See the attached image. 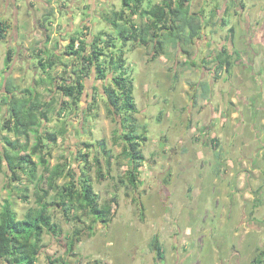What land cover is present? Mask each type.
<instances>
[{
  "label": "rangeland",
  "instance_id": "rangeland-1",
  "mask_svg": "<svg viewBox=\"0 0 264 264\" xmlns=\"http://www.w3.org/2000/svg\"><path fill=\"white\" fill-rule=\"evenodd\" d=\"M16 2L23 6L25 12H28L29 0H16ZM36 2L40 3L39 0ZM115 2L121 4V0H115ZM5 3L6 0H0V18L6 14ZM111 6L109 2L108 8ZM213 9L217 11L218 24L211 25L212 27L205 30L206 37L200 43L204 48L202 49L199 44L183 48L190 50L189 58L201 60L205 57L209 61L208 67L215 66L214 76L211 78L212 98L210 94L203 97L202 88L199 85L196 95L194 93L190 95L189 106L194 102V107L204 108L203 114L200 115L199 111H196L194 117L195 120L200 117L201 124L207 125L210 123L211 105L214 104L220 109L216 111V114L221 118L220 123L226 121L221 124L225 136H220L219 146L213 145L210 154L212 155L217 150L220 156L217 155L216 160H212V157L210 161L200 155H198L199 159H196V151H192L195 146L185 144L183 139L178 140L183 129L177 123L169 130V132L173 131V136L169 134L167 137L171 152L164 155L163 151L159 150L161 159L158 160V164L160 166L156 163L154 165L149 160L141 168L138 184L132 185L128 175L130 159L120 155L123 143L119 141V144H114L112 139L115 129L120 128V116L110 114L109 106L104 99H100L97 108L90 111L86 96L82 97L83 101L80 97L76 112L67 111L64 115L55 113L51 124L44 123L43 128L45 124L49 128L54 125L60 126L65 122L70 130L68 140L60 138L56 143L45 140L44 143L48 146H43L42 151L32 154L33 161L38 163L37 180L29 179L28 170L32 169L30 164L17 167L15 169L17 180H14L8 164L2 161L0 211L7 198L12 200L19 218H23L30 207L36 206L35 193L38 180L43 177L44 181L41 185L49 188L48 173L41 162V155L46 154L50 166L66 162L70 168L76 169L81 174L80 168L84 165L87 169L85 172L91 177L94 189L98 193L99 203L113 201L112 220L106 225L99 219L95 221L93 213L80 204H77L74 210L66 215L63 207L55 198V192L52 191V196H49L46 201L50 204L48 212L58 224V235L51 234L47 229L44 230L45 247L39 254L37 264H253L255 259H264V136L259 138L260 135H264V61L258 59L260 56H257L258 61H253V68L238 66L233 68L232 74L223 69L217 76L216 62L212 58L214 54L217 55L221 47H228L227 50L233 53L231 41H227L226 36L229 35L228 25L234 21L238 20L237 25L242 28L248 26L250 32L263 30L264 0H209L206 4L204 0H194L192 4V10L195 12L203 10L208 16V21H210ZM236 12L241 13L240 16L243 15V17H233ZM218 15L224 17L222 22ZM48 20L60 21L58 17L51 15L48 16ZM258 25H260L259 28H257ZM80 29L81 27H77V30ZM246 46L247 42L244 43L243 48H247ZM238 47L242 48V45ZM4 48L6 49L7 46ZM4 48L2 46L0 53ZM175 49L180 51V47ZM246 54L253 58L250 50H246ZM45 55L52 56L54 52L45 50ZM37 57L36 53L32 55L31 66L39 65ZM233 60L234 62L237 60L236 56H233ZM0 63L2 65V61ZM124 64L131 73V77L135 79L137 99L139 85L144 81L142 61L131 59ZM249 65L252 66L251 63ZM251 69L258 74L259 78L256 76L258 82L249 81L255 77H251L253 76ZM206 74L207 70H205L204 79ZM202 75L203 72L200 69L192 74L196 77L192 87L190 85L193 90L195 83H198L197 78H201ZM27 76L33 77V71H30ZM87 83L89 84V81ZM209 85L211 86L210 83ZM7 94L8 92L6 94L3 92V79L0 78V152L3 155L6 153L5 149L10 148L12 143H16L15 139H18L11 131L3 128L9 117L7 106L3 104V99ZM244 97H246L245 102H248L247 112L241 114L240 109ZM231 99H234V102ZM158 101L162 102V99ZM161 111L164 116H167L166 114L172 110L164 106L162 102L152 107L150 112L138 113L141 122V125L138 124L140 129L147 128L146 133L153 141L160 139L162 131L158 132L160 131L158 128L167 129L169 126L168 118L164 120L166 123L162 124L157 117L158 114L155 115L156 112ZM248 111L253 114L251 120H249ZM233 112L237 114L235 121L233 118L235 116L232 117ZM82 114L85 116L82 117ZM122 117L126 118L125 113ZM143 124H146V127ZM180 124L183 125L182 120ZM254 127L261 128L258 131V138H255L253 131H250V128ZM81 134V140H76L75 135L80 136ZM6 136L9 137L10 142L4 138ZM151 139L149 141L154 146ZM20 140L21 143L26 142V137L22 136ZM35 141V136L31 134L29 148L21 154H31ZM102 141H105L107 149L99 153L101 163L97 164L91 153L94 150L100 152ZM92 144L94 146L91 147ZM140 144H143V140H140ZM160 144L161 149L166 146L164 140ZM153 149L149 146L143 148L147 159ZM82 150L87 155L85 161V157L79 158V152ZM7 151L14 152V149ZM230 159L231 162H229ZM169 163L171 168L168 173L166 169ZM221 164H223L222 168L216 169ZM228 164L231 165L228 166L230 172L233 169L236 170L234 180L236 183L232 184L230 189L232 191L235 189L236 196L228 202L227 194L218 185L216 187L217 197L213 199L214 192L211 187L213 180L210 173L216 172L221 175L222 170L226 169ZM98 165L103 173L101 179L98 174ZM241 175L245 178L243 179ZM224 176L222 174L221 179ZM64 181L60 179L57 183L63 185ZM230 195L232 196V192ZM155 235L159 236L164 250L163 259L157 258L156 252L151 249V242ZM73 237L74 242L70 244V239Z\"/></svg>",
  "mask_w": 264,
  "mask_h": 264
},
{
  "label": "crops",
  "instance_id": "crops-1",
  "mask_svg": "<svg viewBox=\"0 0 264 264\" xmlns=\"http://www.w3.org/2000/svg\"><path fill=\"white\" fill-rule=\"evenodd\" d=\"M206 1L209 0H204L205 4ZM39 2L40 3L36 2V0H29V8L27 9L28 12H25L23 6H20L16 0H6L4 5L6 14L0 18L1 29H3H0V49L2 46L3 48L4 46H7V48H4L3 52L0 53V61H2V65L0 63V78L3 79V92L5 94L7 93V82L8 80H12L11 89L7 94L9 97H13V95H16L17 97L32 95L34 102L38 100L49 101L52 98H56L57 101L60 102L64 99L67 101V108L64 109L62 115L66 114L67 111L76 112L77 106L72 103L70 97L64 98L61 91L57 89V85L63 83H74L78 74L76 71H79L81 67L80 61H82V55H90L94 47L100 46L104 50V53L96 62L103 63L106 70H109L112 66H114V62L112 63L111 61L124 60L127 62L131 59L133 61L138 59L142 61L144 81L139 85L137 99L135 97V79L131 77V73H129L127 67L124 66V69L126 68L128 75L132 78L134 86L133 99L136 111L133 114V118H135L140 125L141 122L138 118V113L150 112L152 107H155L159 103L163 102L164 106L172 110L166 114L167 116H164L162 111L155 113V115L158 114L157 117L162 124L166 123L164 120H167V118L170 120L167 129H161V127L158 128V130H160L158 132L162 131L159 141L155 139L153 141L149 138L146 133L147 128H144L145 133H143L146 135L147 139L143 142V147L140 144L138 147L139 151L144 154L143 148L145 146L154 148L149 159H147V156L144 154L146 158L144 164L150 160L154 165L156 163L157 166H160V164H158V160L161 159L159 150L163 151L162 154L164 155H168L171 152L169 150L170 144L167 142V137L169 134L172 135L173 131L169 132V130L177 123V125H180L179 127L183 129L179 134L180 136L178 140L180 141V139H183L185 144H189L192 147L195 146L192 151H196V159H199L198 155H200L203 156L204 159L207 158L205 159L207 161H210L212 157V160H216L217 150L210 155L212 153L211 147H213V145L218 147L219 145L217 143L221 141L220 136H225L223 134L224 128L221 129V124L226 121H221L220 123L221 118L216 114V111H220V109L212 104L210 123L208 125L204 123L201 124L202 121L200 120V117L195 120L194 115L196 114V111H199L200 115L203 114L204 108L202 109V107L199 106L194 107V102L191 106H189L190 95L193 93L196 95L202 80H207V82L211 84L210 87L212 88L211 78L214 76L213 70H215V66L212 68L208 67L209 61H206L205 57L201 58V60L198 58H189V54H186L182 47H180V51L178 50L179 53H177V49H175L173 44L168 41L162 44L161 40L166 30L160 31L152 29L148 34L142 32V29L140 30V28L146 25V23L151 22L152 15L150 13H145V10H149L151 4L161 3L162 0H143L142 5L139 7V11L136 14L130 15V19H132L135 23L134 27L138 28V37L126 39L124 36L119 34L116 28L108 21V19L112 17L113 11L121 10L122 0L121 4H116L115 0H48V2L47 0H39ZM109 2H111L112 5L110 8H108ZM44 4L45 6L42 7ZM193 11L195 12V10ZM240 14L236 12L233 17H243V15L240 16ZM49 15L58 17L60 21L52 22L51 20H48ZM202 18L204 23L208 21L206 13H202ZM219 18L221 22L224 20L223 16H219ZM237 21L238 20L228 25L229 33L230 28L232 27L233 29V40L231 41V45L233 46L232 55L237 58L232 69L228 72L229 74H232L233 68L235 67L243 66L246 68H253L254 62L258 61V59H262V61H264V28L262 31L253 30L250 32L248 26L242 28L237 25ZM245 25L248 24L245 23ZM210 26L204 25L202 29V37L196 38L195 40L194 44H199V46H202V49L204 47L200 44L202 42L201 40L205 39L206 36L204 35V32ZM259 26L260 25H258L257 28H259ZM77 27H81V29L77 30ZM94 28H96V30H94ZM141 32L144 37H147L145 41L141 39ZM73 37H77L75 49L78 48L77 46L79 45L81 39L85 41L83 51H78V54H69L67 52V48ZM206 42L212 43L208 40H206ZM246 42V47L249 46L250 51L253 53V58H250L246 52L243 51L246 49L243 48V45ZM238 45H242V48H239ZM8 49H11L14 54L12 61L6 65V51ZM45 50H52L54 55L46 56ZM237 50L242 53L240 57L237 55ZM35 53L36 56H38L39 65L31 66L30 59L32 58V55H35ZM214 56L215 54L212 58H214ZM257 56L260 57L257 59ZM40 61H53L54 64L44 67ZM250 63L252 64L251 67L249 65ZM199 69L203 72V75L201 78L199 77L200 79L197 78L198 83H195V88L193 90L191 87L193 82H195L196 77H193L192 74L194 71L196 73ZM205 70H207V74L204 79ZM251 70V75H253L251 77H255L253 80L250 79L249 81H251V83L254 81L258 82V74L255 73L253 69ZM30 71H33V77L27 76ZM87 73L88 74L85 75L79 72V74H82L83 76L82 82L84 83L81 100L83 101V98L85 96L87 97H85V99H87L89 104L88 110L91 111L97 108V104L100 99H104L108 102V93L106 88L110 87L113 80L112 77L118 75L119 71L115 70V72H110L108 73L107 78L102 79L98 76L96 64H92L90 71ZM88 81L89 84L87 83ZM212 96L213 93L210 94V98H212ZM159 99H162V102H159ZM245 99L246 97L242 99L243 105L240 109L241 114H245L247 112L246 106L248 102H245ZM231 101L234 102V99H231ZM58 102L56 104H58ZM56 109L58 108L56 107ZM55 113L57 114L58 110H52L49 114L50 120L44 121L42 128L44 127V123L49 125L53 122ZM248 113L250 118L249 120H251L253 114L250 111H248ZM178 116L180 118H178ZM232 117L235 121L237 114L233 112ZM181 120L183 121V125L180 124ZM47 124H45V128L43 129L49 131H57L62 126L54 125L53 127L48 128ZM85 124L87 123L85 122ZM143 125L146 127V124ZM227 127L228 125L226 128ZM82 129L84 128L82 127ZM250 129V131H253L254 137L258 138V131L261 128L258 129L254 127ZM69 130L70 128H68L64 135L60 136L58 139L64 138L65 140H68ZM83 131H85V129ZM186 131H188V133ZM204 133L205 136H203ZM263 136L264 135H260L259 138L261 139ZM29 137L28 139L26 138V141H29ZM81 138L82 134L80 136L75 135L76 140L79 141ZM149 139L154 142V146H152L153 143L150 142ZM162 140L166 143V146L163 149L160 148ZM75 144L76 143H74V145ZM207 148H209L210 151L207 150ZM1 157V163L4 161L8 164V157L3 154H1ZM229 162H231V159ZM222 166L223 164L216 169L219 170ZM228 166L231 165L228 164L226 169L223 167L224 169L221 172V175H225L223 179H221V175L216 172L210 173L212 176L211 179L213 180V186H211L214 192L213 199L217 197L216 194L218 191H216V187L218 185L220 189H224L227 194L226 200L228 202L236 196V194H234L236 193L235 189L233 190L235 192L230 190L232 188V184L236 183V181H234L236 179V170L233 169L230 172ZM250 167L252 166L250 165ZM250 167L249 169L251 170ZM169 168H171L170 163L166 169L168 173L170 170ZM242 178L244 179L245 177L242 176ZM191 186L192 184L190 187ZM231 192L232 196L230 195ZM225 212L228 211L225 210Z\"/></svg>",
  "mask_w": 264,
  "mask_h": 264
},
{
  "label": "trees",
  "instance_id": "trees-1",
  "mask_svg": "<svg viewBox=\"0 0 264 264\" xmlns=\"http://www.w3.org/2000/svg\"><path fill=\"white\" fill-rule=\"evenodd\" d=\"M194 0H162L161 3L151 4L149 10H145V13L152 15L151 22L146 23L142 29V32L148 34L150 30H166L161 43L166 41L173 44L176 47H190L195 43L196 38L202 37V29L205 26H216L218 24L217 11L213 9L210 16V21L203 22L202 11L194 12L192 10V3ZM143 0H122V8L119 11H113L112 17L108 21L116 28V30L124 36V38H136L138 37V28L134 27L135 23L130 19V15L136 14L139 11V7L142 5ZM201 13V14H200ZM225 24V23H224ZM1 29V25H0ZM3 30V29H1ZM140 33L141 39L146 40L147 37ZM233 29H230L229 35L226 36L227 41L233 40ZM138 33V34H137ZM139 35V36H140ZM76 38L73 37L67 52L69 54H78V51H83L85 41L80 40L79 45L75 49ZM98 40V37H97ZM100 44V42H99ZM228 48V47H227ZM226 47H221L214 57L216 61V75L219 76L220 72L224 69L229 72L233 65V53L229 52ZM184 52L190 54L188 49L183 48ZM250 50L249 46L243 50ZM104 50L100 46L93 48L90 55H82L81 67L79 71H76L77 78L74 83L70 84H58L57 89L61 91L64 98L70 97L74 105H78V101L82 95L84 89V83L82 82V74L87 75L92 64L99 60L100 56L104 53ZM238 57L242 53L237 50ZM13 51L7 50L6 65L12 61ZM206 61H208L206 59ZM42 66L47 67L50 64L53 65V61H40ZM114 62V66L109 70H106L103 63H96V71L98 76L102 79L108 77V73L119 71L118 75L113 76L110 87L106 88L108 93V106L110 114H117L121 117L120 128L115 129L113 134V143L119 144V141L123 143V149L121 156H126L130 159V169L128 175L132 185L138 184L139 175L141 173V167L144 165L145 155L139 151L140 140L147 139L145 130L140 129V124L133 118V114L136 111L135 102L133 99V83L132 78L128 75L124 66L126 61H111ZM194 65V64H193ZM81 72L82 74H79ZM12 80H8L6 90L10 91ZM202 88V96L207 97L210 94V85L207 81L200 83ZM196 97V96H194ZM56 98H52L49 101H33L32 95L26 97H13L5 96L3 104L7 106L9 117L6 119L3 128L11 131L18 139H15L16 143H12L10 148H6L5 155L8 157V166L14 180H17V167L30 164L32 169L29 171V179L37 180V164L32 159V154L40 152L43 146H48L44 143L48 142L56 143L60 136H63L68 129V125L63 122L62 126L57 131H49L42 128L44 121H49V114L52 110H58V114L62 115L64 109L67 108V101L62 99L58 104ZM56 107L58 109H56ZM113 107L114 109H112ZM1 109V107H0ZM125 111V112H124ZM125 117L123 118L122 116ZM85 114H82L84 117ZM125 122L126 125H125ZM139 124V125H138ZM126 126V127H125ZM127 128V131H125ZM123 129V130H121ZM121 132V133H120ZM144 132V133H143ZM138 133V134H137ZM33 134L36 138L32 147V153L22 155V151H26L29 148V141L22 142L19 137H28ZM137 134V135H135ZM16 137V138H17ZM10 142L9 137H4ZM105 141L101 142V150H94L91 154L95 158L97 164L101 163L99 158L101 151H106ZM219 145V143H217ZM88 146V144H87ZM94 146L93 144L90 145ZM14 149V152L7 151ZM100 153V154H99ZM218 155V153H217ZM220 156V153L219 155ZM87 160V155L82 150L79 152V158ZM1 152H0V170H1ZM109 158V157H108ZM17 160V161H16ZM109 161V160H108ZM41 162L44 165L46 172L48 173L49 188H45L41 185L44 181L43 177L38 180L36 194V206L30 207L25 213L23 218L18 217V213L13 207L11 199H5L0 211V264H37L39 254L45 247L43 242V232L45 229L49 230L51 234L58 235V224L54 222L52 214L48 212V206L50 205L46 200L51 195V192H55V198L58 200V204L63 207L66 215L73 211L77 204L86 207L87 210L93 213L95 221H101L103 224H108L112 220L113 216V201H107L103 204L99 203L98 193L94 189V183L91 177L83 165L80 168L81 174L68 166L66 162L57 163L54 166H50L46 154L41 155ZM69 167V169H68ZM99 178H103L101 167L98 165ZM60 179H64V184L59 185L57 182ZM27 190V189H26ZM28 197V195H25ZM25 197V198H26ZM27 200V199H26ZM54 202V201H53ZM99 219V220H98ZM77 235L79 234L76 233ZM77 239H80L77 237ZM74 242V237L70 239V244ZM151 249L157 254V258H164V250L159 241V236L155 235L151 242ZM264 259H255L253 264H263Z\"/></svg>",
  "mask_w": 264,
  "mask_h": 264
},
{
  "label": "built area",
  "instance_id": "built-area-1",
  "mask_svg": "<svg viewBox=\"0 0 264 264\" xmlns=\"http://www.w3.org/2000/svg\"><path fill=\"white\" fill-rule=\"evenodd\" d=\"M77 45H78V43H77Z\"/></svg>",
  "mask_w": 264,
  "mask_h": 264
}]
</instances>
